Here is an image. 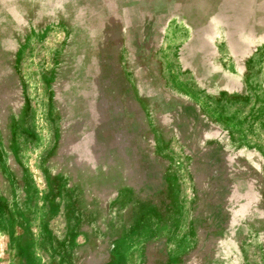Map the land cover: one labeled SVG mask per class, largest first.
<instances>
[{"label": "rangeland", "instance_id": "374dc122", "mask_svg": "<svg viewBox=\"0 0 264 264\" xmlns=\"http://www.w3.org/2000/svg\"><path fill=\"white\" fill-rule=\"evenodd\" d=\"M0 264H264V0H0Z\"/></svg>", "mask_w": 264, "mask_h": 264}, {"label": "crops", "instance_id": "0c3cea01", "mask_svg": "<svg viewBox=\"0 0 264 264\" xmlns=\"http://www.w3.org/2000/svg\"><path fill=\"white\" fill-rule=\"evenodd\" d=\"M200 26V24H198ZM220 28L223 30V35L224 37L227 39L229 36H231V34L233 33L235 36V29L233 30V28L235 27V25L233 24V28L228 25V24H219ZM195 26V25H194ZM209 26V25H208ZM200 28H204V26L202 25V27ZM232 29V30H231Z\"/></svg>", "mask_w": 264, "mask_h": 264}]
</instances>
